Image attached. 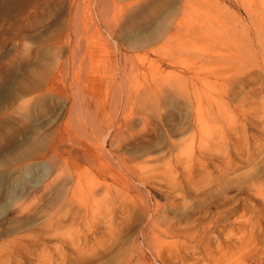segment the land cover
<instances>
[{
	"label": "bare ground",
	"instance_id": "6f19581e",
	"mask_svg": "<svg viewBox=\"0 0 264 264\" xmlns=\"http://www.w3.org/2000/svg\"><path fill=\"white\" fill-rule=\"evenodd\" d=\"M144 1L133 0L131 8H137ZM55 8V2L46 1L45 14L29 21L27 27L30 29L36 21L53 14ZM111 12L112 9L107 13ZM117 12L111 14V22H106L110 40L118 36V27L125 15L123 10ZM76 14L72 25L78 19ZM259 21L264 27V21ZM180 26L181 23L162 34L159 44L148 52L158 55L164 51L180 32ZM256 29L260 30L257 26ZM75 30L73 35L71 30L67 37L64 36L73 45L72 49L80 38ZM58 33L62 35L63 32ZM96 33H99L97 38L105 42V35ZM80 42L84 44L83 40ZM138 50L140 48H135ZM118 55L116 64L121 74L129 63L133 68L136 54H123L118 50ZM62 65L61 72H65L66 63ZM185 74V83L196 81ZM58 79L51 77L48 88L49 91L67 92L68 113L65 127L48 136L52 142L50 180L30 191L39 195L32 202H20L18 223L12 228V235L0 229V240L6 239L3 249L15 259L13 262L53 264L47 258L49 248L45 245L57 240L56 254L61 256V264H109L115 257L117 260L113 264H150L147 253L159 264H172L181 254L197 249L208 256L204 264H264V218L254 216L256 209L261 211L259 213L264 211V127L247 130L235 126L204 127L194 123L191 130L187 129L189 138L174 140L169 137L167 142L164 139L158 142L163 133L170 134L176 129L172 126L167 130L161 115L165 112L168 121L174 125L182 115L186 118L188 111L181 114L177 102L185 98L186 104L192 106V91L195 93L203 81L188 85L189 92L182 88L184 84L179 79L176 92L155 84L149 91L144 90L136 96L117 97L111 105L112 115L104 116L103 122L100 104L96 103L90 113L82 108L84 96L80 88L83 85H79L77 79H73V84L69 81V86L66 79ZM124 82L122 79L123 85ZM85 83L93 85L95 80L85 78ZM257 93L252 90V96ZM20 106L26 107L27 102ZM101 133L103 139L100 141L97 139ZM65 145L84 150L87 168H81L78 163L74 168L70 159L61 156L60 147ZM157 147L158 150L152 151ZM153 152L157 153L151 157ZM98 186L102 191L97 189ZM40 220L41 228L33 229ZM222 222L233 227L225 231V239L229 241L227 246L216 244L218 238L210 236ZM27 230L30 234H25ZM9 236L11 240L7 239ZM202 245L205 250H201ZM67 248L70 253L65 252ZM36 257L39 259L35 260ZM8 261L0 258V264Z\"/></svg>",
	"mask_w": 264,
	"mask_h": 264
},
{
	"label": "rangeland",
	"instance_id": "374dc122",
	"mask_svg": "<svg viewBox=\"0 0 264 264\" xmlns=\"http://www.w3.org/2000/svg\"><path fill=\"white\" fill-rule=\"evenodd\" d=\"M46 1L55 2L53 14L38 20L39 23L36 21L34 29L32 27L30 30L27 27L29 21L45 14ZM104 2L110 6H105ZM130 2L133 0H0V18L4 15L0 19V48L3 51L0 52V229L3 231L11 234L18 223L17 208L20 202H32L39 195L30 191H35L39 185L44 186L50 180L52 142L48 136L65 127L68 113L67 92L49 91L51 77L56 80L63 75L58 80H67L68 86L73 84V79H77L79 85H83L80 88L84 96L82 108L90 113L96 103L100 104L104 112L101 115L103 122L104 118L112 115L111 105L117 97L136 96L144 90L149 91V87L155 84L177 91L179 79L184 84L182 88L189 92L188 85L203 81L204 84L195 93L192 91V106L186 104L185 98L177 102L181 114L188 111L186 118L184 115L178 118L177 115L174 125L162 111L165 128L170 130L173 126L176 129L166 134L160 126L163 135L158 142L163 139L167 142L169 137L174 140L189 138L187 129L191 130L194 123L212 128L235 126L248 130L264 127V27L259 21H264V0H146L134 9ZM101 6L109 9V12L112 9V15L119 10L118 14L122 10L125 14L118 27V36L111 40L105 26L112 15ZM75 13L78 19L72 25ZM180 23V32L164 51L158 55L148 52L159 44L162 34ZM71 30L72 35L75 33L73 30L78 32L76 35L84 42L80 44V38H74L75 41L77 39L74 49L64 37ZM58 31L65 33L61 35ZM96 31L105 35V42L97 38L99 33ZM135 48L140 50L135 51ZM118 50L123 54H136L133 68L129 63L122 74L117 65ZM63 62L66 63L65 72H61ZM185 73L196 81L185 83ZM85 78L93 79L95 83L83 84ZM122 79L125 80L124 85ZM252 90L258 91L254 97ZM23 102H27L26 107L20 106ZM80 111L83 112V109ZM95 119L97 121L96 115ZM184 131L188 134L183 135ZM102 139L101 133L97 140ZM156 150L158 147L152 151ZM83 152L82 149L65 145L60 147L59 153L65 159H70L74 168L78 163L85 169L87 164ZM156 153L150 156L154 157ZM104 163L108 164V161ZM95 172L99 175L97 170ZM97 189L102 191L101 186ZM256 210L254 216H262L263 219L264 211L259 213L261 211ZM225 223L217 224L210 236L218 238L216 244L227 246L229 241L225 239V231L233 227ZM41 226L40 220L33 229H40ZM27 233L30 234V230ZM10 236L8 240H11ZM2 239L0 251L4 250L5 253L1 252L0 258L10 261L6 264H18L3 249L6 239ZM45 246L49 248L47 258L53 264H61V256L56 254L59 241L54 240ZM203 246L201 250H205ZM70 251L67 248L65 252ZM181 255L172 264H204L208 257L206 252L199 249ZM146 256L150 264H159L149 253ZM116 260L115 257L109 264ZM20 264L27 262L21 261Z\"/></svg>",
	"mask_w": 264,
	"mask_h": 264
}]
</instances>
